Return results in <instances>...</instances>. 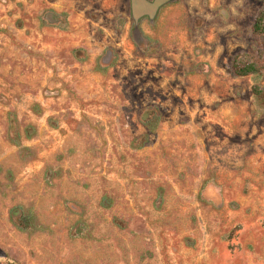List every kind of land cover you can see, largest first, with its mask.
I'll list each match as a JSON object with an SVG mask.
<instances>
[{"label":"rangeland","instance_id":"rangeland-1","mask_svg":"<svg viewBox=\"0 0 264 264\" xmlns=\"http://www.w3.org/2000/svg\"><path fill=\"white\" fill-rule=\"evenodd\" d=\"M129 1L0 0V264H264V0Z\"/></svg>","mask_w":264,"mask_h":264},{"label":"trees","instance_id":"trees-1","mask_svg":"<svg viewBox=\"0 0 264 264\" xmlns=\"http://www.w3.org/2000/svg\"><path fill=\"white\" fill-rule=\"evenodd\" d=\"M136 1L137 0H130L129 1V12H130V14L132 16V20L134 22L137 21L139 18H141L143 15H145V14L139 15L136 12ZM144 1L147 2L148 4H151L155 0H144ZM171 1H173V0H170V1L162 3L160 5V7H162L163 5H165V4H167V3L171 2ZM135 26H137V25H133L132 28L135 29ZM263 28H264V24L261 22V19H257V18L252 19V21H251V31L252 32L261 33V32H263ZM231 69H232L233 74L236 75V76H246V75H249V74H258V73H260L261 72L260 70L262 69V67L256 65V63L251 62V61L244 60L242 58H235L232 61ZM104 199L105 198H103V202H104ZM102 204H103L104 207H108L109 206V201H105V203H102ZM17 224L21 228H25V227L33 228V225H30V226L26 225L25 224V219H23V218L20 219Z\"/></svg>","mask_w":264,"mask_h":264},{"label":"water","instance_id":"water-1","mask_svg":"<svg viewBox=\"0 0 264 264\" xmlns=\"http://www.w3.org/2000/svg\"><path fill=\"white\" fill-rule=\"evenodd\" d=\"M148 117V113L145 111V112H143V114H142V118L143 119H145V118H147Z\"/></svg>","mask_w":264,"mask_h":264},{"label":"flooded vegetation","instance_id":"flooded-vegetation-1","mask_svg":"<svg viewBox=\"0 0 264 264\" xmlns=\"http://www.w3.org/2000/svg\"><path fill=\"white\" fill-rule=\"evenodd\" d=\"M144 16H145L148 20L151 19L150 16H149L148 14H145Z\"/></svg>","mask_w":264,"mask_h":264}]
</instances>
